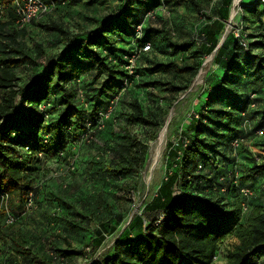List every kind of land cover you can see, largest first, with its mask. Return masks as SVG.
<instances>
[{"label": "trees", "instance_id": "16d2710c", "mask_svg": "<svg viewBox=\"0 0 264 264\" xmlns=\"http://www.w3.org/2000/svg\"><path fill=\"white\" fill-rule=\"evenodd\" d=\"M13 1L0 0V6L5 8L8 15L7 20H0V92L3 94V101L0 103V206L3 197L8 196V208L18 222L21 217L14 212L15 206L23 218L40 211L49 212L50 203L54 206L52 215L57 218L64 212L63 207L57 205V198L66 203L72 202V197H57V191L52 190L50 183L45 182L41 176L42 164L54 160L60 165L73 166L75 169L68 171L67 168L66 174L76 175L77 160H71L70 154L74 148L70 136L75 127L83 133L85 145L89 138L102 133L109 125H115V111L120 102L116 96L135 82V75H130L126 70L128 57L147 44H150L152 52H166L157 45V40L150 39L145 27L150 20L149 14L159 16V7L166 2L158 1L155 6L149 7L146 0H120L118 13L104 18L99 29L86 33L85 41L68 40L62 52L63 57L59 61L53 59L47 62L45 71L39 77L36 76L30 86L20 88L16 71L31 60V57L17 39L28 27L20 30L15 26ZM52 1L53 9L70 2ZM230 2L231 0H222L219 3L215 12L217 19L214 20L213 17L210 23L203 26L198 38L194 39L196 44H178L166 33L159 40L167 44L168 52L184 50L195 57L211 55L219 36L223 37L221 28L229 19ZM145 6L147 7L144 9ZM243 9L247 15L263 17L264 1L257 0L253 6L244 3ZM140 26L142 31L139 34ZM8 28L7 38L3 33ZM48 28L66 34L57 24L48 25ZM242 39L246 40L248 48L243 47ZM248 39L249 35L244 33L240 38L228 35L227 41L215 56L223 74L212 83L207 92L208 97H203L200 108L193 111L189 125L182 127L177 142L170 143L169 153L172 157L166 166L165 183L159 195L158 215L152 220L143 218V234L128 241L120 237L102 262L92 261L90 264H213L219 243L240 226L243 199L239 191L241 187L251 188L243 184L246 172L239 165L241 161L238 155L248 144L249 122L246 116H252L251 112L254 114L255 108L260 104V97H264V53L254 52V44L264 49V33L257 34V43H251V40L249 43ZM124 44L129 47L121 51ZM36 46L42 50V47ZM145 54L147 53L142 54V58H145ZM67 56L77 58L79 68L84 63H90L98 76L107 78L102 88L95 90L96 98L99 99L89 110L77 104L76 89L69 86L74 74L66 71L64 62L66 58H70ZM150 63L154 65L153 68H137L135 74L141 78H149L157 72L195 75L201 66L198 62L194 65H180L175 61L168 64ZM148 85L166 86L161 82ZM50 87L60 93L59 109L57 105L51 104V97H47ZM18 96H22L19 105L16 104ZM117 98L118 104L114 106L113 113L108 119H102ZM254 104L256 107H253ZM48 105L50 109L46 108ZM169 105L171 107L172 103ZM150 107L149 103L134 99L129 103L130 109L125 116L130 126L150 128L151 140L155 141L159 131L166 125L163 126L162 121L168 112L162 111L161 105H158L157 111ZM51 110H58V115L54 116ZM101 120L103 128L99 129ZM262 123V127L254 133L264 130V120ZM118 130L123 143L117 148H106L108 155L112 152L117 154L118 162L111 166L108 163L103 174L140 171L147 162L150 145L140 141L127 127ZM238 139H245V142L235 151L233 143ZM255 160L250 169L251 177L264 172V163H259V157ZM85 178H93L92 170L88 171ZM262 188L264 189V184ZM175 190L178 191L177 196H174ZM129 193L130 190L127 194ZM30 194L35 209L30 214H24ZM233 198L237 203H233ZM253 198L249 206H252ZM153 206L154 202L149 207ZM109 211L113 212L112 209ZM78 214L82 218H88L85 210H78ZM61 220L72 232L82 229L81 219L73 221L63 217ZM122 220L119 216L117 222ZM242 232L240 244L227 255V264H264V204L255 209L248 227L242 229ZM104 240L105 235L100 234L92 243L98 246ZM46 242L42 240L43 247H46ZM51 245L55 247L56 243L51 242ZM19 247L22 251L18 253L30 264H51L54 260L53 256L46 259L34 254L32 247ZM51 250L57 261L63 260L66 264H70V259L75 255L72 251L66 253Z\"/></svg>", "mask_w": 264, "mask_h": 264}, {"label": "rangeland", "instance_id": "374dc122", "mask_svg": "<svg viewBox=\"0 0 264 264\" xmlns=\"http://www.w3.org/2000/svg\"><path fill=\"white\" fill-rule=\"evenodd\" d=\"M158 1L166 2L163 5L167 9L166 13L159 7V16L152 17L145 27L150 39L157 40V45L163 47L166 52L160 53L156 50L146 52L145 58H142L143 55H141L138 59L136 69L153 68L154 65L150 62L168 64L175 61L180 65H194L198 62L201 64L198 73L192 75L178 74V72H157L149 78L147 76L141 78L136 75L134 84H129L127 89L116 96L120 102L117 103L118 105L116 104L117 122L115 125H109L108 129L106 128L102 133L89 138L90 140L85 145L82 139L83 133L75 127L73 135L70 136V141L74 144L70 154L72 155L71 160H77V174L67 176L68 166L55 163L54 160L45 161L41 168V176L45 182L50 183L53 187L52 190L57 191V197L64 198L65 195H68L72 197V202L64 203L57 198V205H61L64 211L57 218L52 215L51 210L54 206L50 203L49 212L40 211L29 215L30 217L23 218L15 206L13 210L20 215L21 220L13 227L0 225V264H30L22 254L18 253L22 251L19 245H25L26 248L32 247L34 254L46 259L55 254L51 248L66 253L72 251L75 255L70 259V264L102 262L120 237L127 241L135 239L145 231L143 218L152 220L160 212L159 195L161 187L165 183L167 163L172 157L169 153V145L171 142H177L182 127L189 125L193 111L200 108L203 97H208L207 92L210 91L212 83L224 71L216 63V53L206 56L196 55V57L187 54L188 52H184V50L172 53L168 52L167 44L159 40L163 33H166L178 44H196L194 39L198 38L203 26L213 20L222 0H146L147 6L153 7ZM244 3L246 0H242L237 6H234V0H231L229 19L223 24L221 33L223 37L229 34L235 35V32L239 35L244 33L249 35V43L250 40L251 43H257V34L264 33V16L259 18L247 15L243 9ZM119 7L120 0H70L66 5L58 6L57 9H53L42 19L33 23L25 33L20 32L17 39L26 51H29L31 60L25 62L16 71L19 87L30 86L32 81L37 78L36 76L39 77L45 71L48 66L47 62L50 60L59 61L61 56L63 57L62 52L68 40L85 41L86 33L99 29L104 18L118 13ZM138 7L140 6L138 5ZM53 23L64 29L66 34L49 29L48 25ZM7 33H9V28L3 33V36L8 38ZM36 45L42 47V50ZM128 47V44H124L120 50L125 51ZM254 52L264 53V49L258 48L254 44ZM77 60V58L70 57L66 58V62H64L66 71L74 74L69 86L76 89L77 104L83 109L89 110L99 99L96 98L95 90L101 89L107 78L98 76L95 68H91L90 63H84L79 68ZM152 82H161L166 86L148 85ZM87 95L88 98H86ZM47 97H51V104L57 105V109H59L61 96L55 88L50 87ZM21 99L22 96L17 97V105L20 104ZM134 99H140L145 104L149 103L153 111H157L158 105H161L162 111L168 112L162 121L164 126L170 120L166 146L161 155L163 157L153 174H150V164L153 145L157 140H151L150 128L138 125L130 126L125 116L126 111L130 109L129 103ZM260 99V104L255 108L254 114L251 112L252 116H246L249 122L248 144L238 155L241 161L239 165H242L246 172L242 180L243 184L249 186L254 193L252 206L250 205L247 214L241 215L240 226L219 243L218 259L213 264L228 263V253L241 242L242 229L248 227L255 209L264 204V189L262 188L264 172L251 177L250 170L256 157L260 158V164L264 163V136L254 133L256 129L262 127L264 120V97H260ZM2 101L3 94L0 92V103ZM169 103H172L171 107ZM46 108L50 109V106L48 105ZM51 111L54 116L58 115V110L57 112L56 110ZM121 127L129 128L140 141L150 145L148 160L144 168L135 173L121 172L117 175L110 173V175L106 172L103 174L108 163L111 166L118 162L117 154L112 152L111 155H108L106 148L109 149V146L117 148L119 144L123 143L118 133V128ZM77 152L78 154H76ZM89 170H92L93 173V178L90 179L85 178ZM65 185L68 186L65 187ZM177 195L178 191L175 190L174 196ZM235 200V198L232 199L233 203H237ZM153 202L155 206L150 208L149 206ZM80 209L86 211L88 218H82L78 214ZM109 209H112L113 212L110 213ZM119 216L123 219L121 222H117ZM63 217H68L73 221L81 219L82 229L75 232L68 230L61 220ZM110 229L113 230L110 231ZM100 234L105 235V240L98 246L94 245L92 242ZM43 239L47 241L46 247H43ZM51 242L56 243V248L52 247ZM50 263L66 264L63 260H53Z\"/></svg>", "mask_w": 264, "mask_h": 264}, {"label": "built area", "instance_id": "2783aa9c", "mask_svg": "<svg viewBox=\"0 0 264 264\" xmlns=\"http://www.w3.org/2000/svg\"><path fill=\"white\" fill-rule=\"evenodd\" d=\"M264 1V0H263ZM12 7L14 10V13L16 15L15 19V26L22 30L27 27H29L33 21L42 19L45 15H47L49 12H51L54 8V2L52 0H14L12 3ZM161 6V10H163L164 13H166V7ZM155 16V13L149 14V19ZM8 15L5 8L0 6V20L5 21L7 20ZM142 31V27H138V33L140 34ZM236 37L240 38L241 35L236 34ZM242 44L245 48H248V43L245 39H242ZM151 50L150 44L145 45L139 52H134L130 57H128L127 61L128 64L126 65V70L130 75H135V69H136V63L140 56L143 53L149 52ZM128 86V85H127ZM125 90V89H124ZM253 98V97H252ZM118 102V98L113 102V107H111L107 113H105L102 117V119H108L111 115L114 106ZM253 107H256L254 104ZM192 117V115H191ZM103 128V121L101 120V123L99 125V129ZM256 134L259 136H264V130H258L256 131ZM245 142V139H238L233 143V148L235 151L238 150V148L241 146L242 143ZM42 157V154L39 155ZM75 167H68V171H73ZM239 194L243 201L241 202V209L242 214L245 215L249 212L250 206L249 202L254 197V193L251 189L247 187H241ZM8 196L3 197L1 206H0V225L3 226H12L17 222V219L12 214V212L8 208ZM35 209L32 194L29 195L28 200L26 201L24 214H30ZM54 260H57L56 255H52ZM218 258L217 256L214 257V261H216Z\"/></svg>", "mask_w": 264, "mask_h": 264}, {"label": "bare ground", "instance_id": "6f19581e", "mask_svg": "<svg viewBox=\"0 0 264 264\" xmlns=\"http://www.w3.org/2000/svg\"><path fill=\"white\" fill-rule=\"evenodd\" d=\"M242 0H234V6H237ZM226 31V30H225ZM221 39V38H220ZM213 55V54H212ZM207 59V58H206ZM208 61V60H207ZM210 61V60H209ZM212 68V67H211ZM200 75V74H199ZM197 80V79H196ZM198 81V80H197ZM170 121V120H169ZM168 122V121H167ZM172 122V121H171ZM166 124V123H165ZM167 125V124H166ZM164 126L162 128V130L159 133L158 139L155 143V145H153V149H152V160H151V164H150V174H153V172L155 171L156 167L158 166L160 159L163 157H161L162 152L164 147L166 146V139H167V134H168V128L167 126ZM152 147V146H151ZM150 149V148H149ZM164 155V154H163ZM148 160V159H147ZM161 164V163H160ZM160 169V168H159ZM148 171V170H147ZM147 174V173H146ZM153 177V176H152ZM151 178V176H150ZM149 182V181H148ZM150 183V182H149Z\"/></svg>", "mask_w": 264, "mask_h": 264}, {"label": "crops", "instance_id": "0c3cea01", "mask_svg": "<svg viewBox=\"0 0 264 264\" xmlns=\"http://www.w3.org/2000/svg\"><path fill=\"white\" fill-rule=\"evenodd\" d=\"M257 0H252V1H249V0H246V3L248 6H253L254 4H256ZM263 6H259V8H262ZM214 20H216L217 18L214 17L213 18ZM263 22H264V19H263ZM217 37V36H216ZM227 37L228 35L225 37H220L218 38V43L213 51V53H218L219 49L224 45V43L227 41ZM221 38V39H220ZM210 46V45H209Z\"/></svg>", "mask_w": 264, "mask_h": 264}, {"label": "water", "instance_id": "95a60500", "mask_svg": "<svg viewBox=\"0 0 264 264\" xmlns=\"http://www.w3.org/2000/svg\"><path fill=\"white\" fill-rule=\"evenodd\" d=\"M166 124H167L166 126H167V128H168V126H169V121H168Z\"/></svg>", "mask_w": 264, "mask_h": 264}]
</instances>
